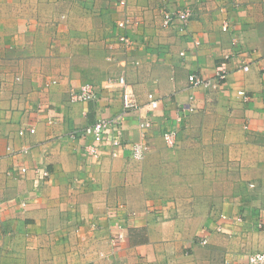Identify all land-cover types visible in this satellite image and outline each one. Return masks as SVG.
Returning <instances> with one entry per match:
<instances>
[{
	"label": "crops",
	"instance_id": "1",
	"mask_svg": "<svg viewBox=\"0 0 264 264\" xmlns=\"http://www.w3.org/2000/svg\"><path fill=\"white\" fill-rule=\"evenodd\" d=\"M182 8L186 30L165 27L162 11ZM220 66L217 89L189 84ZM119 76L139 106L120 125L128 146L92 160L71 133L119 115L121 91L75 103L69 92ZM262 252L264 0H0V264H243Z\"/></svg>",
	"mask_w": 264,
	"mask_h": 264
},
{
	"label": "built area",
	"instance_id": "2",
	"mask_svg": "<svg viewBox=\"0 0 264 264\" xmlns=\"http://www.w3.org/2000/svg\"><path fill=\"white\" fill-rule=\"evenodd\" d=\"M191 11L189 8L182 9H172L162 11V23L165 27L176 26L179 33H183L190 20ZM136 25L129 17L125 16L121 20L116 22V28L120 31V35L117 37L118 41L129 46L130 41L126 37V31ZM223 26V30H225ZM225 59H228L226 56ZM242 70L247 71L248 65L242 66ZM228 75V70L224 66L217 67L212 78H202L196 74H191L188 76V82L192 87H203L205 89H217L221 83L226 79ZM99 89L106 90H120L121 91V103L122 111L119 115L113 118H99L93 124L84 127L83 129L74 130L71 133V138H76L77 136L86 139V144L84 146V151L89 158L92 160H97L100 156V149L102 147L108 148L110 150L111 156H117V151L124 149L128 146L127 143L122 138L121 122L124 116L132 111L138 109V103L135 95L128 89V84L123 76L119 77H108L105 81L101 83L100 86L94 84L85 83L82 84L78 90H71L69 92V101L75 102H91L98 98ZM241 96L245 99L243 92H239ZM192 100V98H189ZM147 102L150 110H154L158 107V100L152 95H147ZM195 106L189 104L187 106L188 112H193ZM180 120V116L178 118ZM152 126L150 120H144L138 123V128L141 130L142 140L134 142L130 146V154L134 160L140 161L145 158L148 151L150 150V145L145 137V131ZM34 134L33 128L22 129L18 131L19 136H24L25 134ZM165 145L169 148H173L177 144V134L175 130H167L162 135ZM28 148L23 147L20 152L26 153ZM26 168H21L20 172L25 173ZM36 178L38 180L45 181L48 177V172L39 168L34 169ZM219 230V229H217ZM121 236L117 235L112 238L111 241H120ZM243 264H264V252L250 254L246 257Z\"/></svg>",
	"mask_w": 264,
	"mask_h": 264
}]
</instances>
